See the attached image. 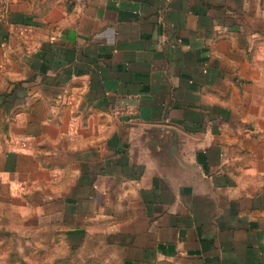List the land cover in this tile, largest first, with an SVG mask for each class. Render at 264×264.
<instances>
[{"label": "crops", "instance_id": "crops-1", "mask_svg": "<svg viewBox=\"0 0 264 264\" xmlns=\"http://www.w3.org/2000/svg\"><path fill=\"white\" fill-rule=\"evenodd\" d=\"M0 177L74 264H264V0H0Z\"/></svg>", "mask_w": 264, "mask_h": 264}, {"label": "rangeland", "instance_id": "rangeland-1", "mask_svg": "<svg viewBox=\"0 0 264 264\" xmlns=\"http://www.w3.org/2000/svg\"><path fill=\"white\" fill-rule=\"evenodd\" d=\"M1 178V177H0ZM3 182V183H2ZM0 180V264H74L79 259L54 234L49 217L22 193ZM74 253V254H73ZM80 256V255H79Z\"/></svg>", "mask_w": 264, "mask_h": 264}]
</instances>
